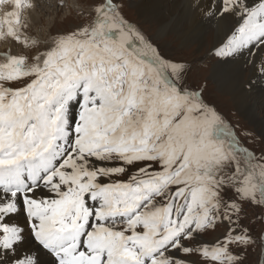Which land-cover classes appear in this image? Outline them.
<instances>
[{
    "label": "snow or ice",
    "instance_id": "6c2138e0",
    "mask_svg": "<svg viewBox=\"0 0 264 264\" xmlns=\"http://www.w3.org/2000/svg\"><path fill=\"white\" fill-rule=\"evenodd\" d=\"M124 6L94 0L43 42L35 0H0V264H244L256 242L245 206L264 208V153ZM189 6L230 22L216 57L246 54L264 79V0Z\"/></svg>",
    "mask_w": 264,
    "mask_h": 264
},
{
    "label": "rangeland",
    "instance_id": "374dc122",
    "mask_svg": "<svg viewBox=\"0 0 264 264\" xmlns=\"http://www.w3.org/2000/svg\"><path fill=\"white\" fill-rule=\"evenodd\" d=\"M135 1L123 0L125 5L123 14L125 17L140 27L148 37L152 38L160 46L166 57L187 62L192 68L187 76V84L192 88H203L205 100L213 105L232 126L244 146L256 154L264 153V126H256L248 119L246 120L238 111L236 103L228 95L217 89V84L212 78L211 72H209L212 61L221 60L213 54L215 48H212L209 52H196V48L185 47L177 42L175 38L168 37L166 40L158 38L156 25L146 21V17H140L136 14L131 5ZM93 2L94 0H35L37 8L33 14L38 21L36 20L35 25H32L31 35L43 42H48L54 35L67 33L77 28L91 19V4ZM61 4L64 6L61 7ZM81 12L85 15H80ZM191 45L195 46V44ZM3 47L7 50L9 46H0V53L6 51ZM11 47L13 54L27 51L18 45ZM45 47H50V44L43 43L41 45V49ZM188 49L189 52L186 51ZM262 116L264 117V115ZM245 209L248 219L244 222L251 228V234L256 242L247 249V258L244 264H264V208L246 205ZM223 231V228H218L216 231L209 232L205 239L212 241Z\"/></svg>",
    "mask_w": 264,
    "mask_h": 264
},
{
    "label": "bare ground",
    "instance_id": "6f19581e",
    "mask_svg": "<svg viewBox=\"0 0 264 264\" xmlns=\"http://www.w3.org/2000/svg\"><path fill=\"white\" fill-rule=\"evenodd\" d=\"M131 5L138 16L146 17V21L156 25L158 36L164 29L165 34L161 38H175L185 47L196 48V52H209L219 47L231 27L230 22L205 17L195 11L189 6V0H136ZM36 20L37 17L32 13L33 26ZM186 51L189 52V49ZM261 56H264V51L258 52L256 59L259 60ZM248 61L246 54L235 59L214 60L209 66V72L217 89L236 103L238 111L246 120L256 126H264V79L258 76L254 64ZM252 80L255 83L249 86Z\"/></svg>",
    "mask_w": 264,
    "mask_h": 264
}]
</instances>
